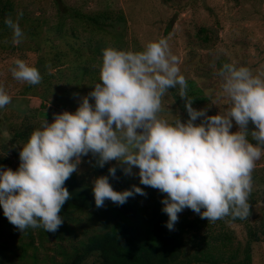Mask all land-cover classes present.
<instances>
[{
    "label": "clouds",
    "instance_id": "1",
    "mask_svg": "<svg viewBox=\"0 0 264 264\" xmlns=\"http://www.w3.org/2000/svg\"><path fill=\"white\" fill-rule=\"evenodd\" d=\"M22 16L20 11L16 20L4 19L14 44L24 38ZM179 65L165 38L140 51L102 49V63L94 66L99 82L86 95L73 93L78 97L75 112L53 113L51 123L44 119L18 146L16 170L0 165V207L9 223L21 233L28 228L56 233L64 223L62 208L72 199L66 181L80 174L82 158L89 155L92 167L116 162L108 175L91 181L97 208L105 207V201L122 206L136 195L147 196L135 184L114 190L109 177L118 180L119 167L125 176L138 175L140 184L164 194L161 210L170 231L185 209L212 223L226 217L247 219L252 172L264 155V71L224 63L217 76L219 98L226 104L208 115L207 107H193ZM10 71L29 85L42 82L38 69L24 60L15 59ZM176 88L186 120L179 113L171 119L161 115L163 98ZM11 102L0 85V109Z\"/></svg>",
    "mask_w": 264,
    "mask_h": 264
},
{
    "label": "rangeland",
    "instance_id": "2",
    "mask_svg": "<svg viewBox=\"0 0 264 264\" xmlns=\"http://www.w3.org/2000/svg\"><path fill=\"white\" fill-rule=\"evenodd\" d=\"M14 7V20L22 11L19 26L24 31L25 16H35L39 24L37 37H25L19 44L13 43V34L10 33L12 45L0 43V85L5 88L12 98L11 104L0 109V165L13 170L18 168V161L14 149L22 146L17 138H12L16 133L23 117L25 125L40 127L41 122L53 120V113L62 111L75 112L78 107V97L86 95L92 90L91 86L99 80H82L80 86L74 81L81 74L82 65L74 63L70 69L69 60L74 54V36L68 31L59 30L56 25L62 21L60 29L72 25L70 18L60 17L59 12L66 9H80L83 12H99L109 10L111 18L115 19L120 13L123 19L116 18L115 26H109L116 34L122 33L121 39L125 48L131 51H140L150 41L165 38L170 49L179 58L181 74L195 86L201 88L207 101L198 105V109L208 108V115H215L219 109L223 110L226 104L220 97V78L217 72L224 63H235L237 67L246 66L254 73L264 71V0H9ZM38 23V22H37ZM118 26V27H117ZM79 27H76L78 33ZM80 31V30H79ZM84 38V36H83ZM88 34L85 42L87 43ZM38 43V44H36ZM81 43V52L88 56V49ZM109 38V47L115 46ZM88 44H92L91 40ZM112 44V45H111ZM37 47V48H36ZM117 48V47H116ZM118 49V48H117ZM61 52V53H60ZM58 55V63L54 76L44 79L38 85L26 89L27 83L15 80L10 68L15 59L24 60L29 66L36 67L41 76L48 74L52 62ZM85 56V57H86ZM100 56H98L97 59ZM102 63L97 62L95 65ZM76 68V69H75ZM71 72L73 80L67 76L60 77L58 71ZM43 78V77H42ZM75 82V84H74ZM73 83V85H72ZM24 91V95H22ZM45 104L43 118L39 114V106ZM163 118L171 119L179 113L182 120H186L185 111L180 107L175 95L169 90L163 98ZM39 111V112H38ZM252 127L251 125L249 126ZM237 127L233 126L232 131ZM80 164V175L88 176L89 165ZM116 163L115 161H113ZM255 169L258 177L264 174V155L256 162ZM138 173V169L134 168ZM124 175V174H123ZM124 182L138 184L139 177L125 176ZM256 202L252 205L251 222L255 226L264 217V178L262 182H254ZM0 207V240L7 242L8 264H54L65 263L66 255L59 253L63 248L68 254L72 252V245L76 244L74 238H59L54 233L46 232L42 235L33 229L34 243L28 246V238L15 228L4 216ZM85 214H71L73 217H83ZM64 223L77 234V239L82 237V228L77 222L65 218ZM234 247H244L247 231L240 223L230 222ZM88 229L91 226L87 225ZM61 234V233H60ZM62 235V234H61ZM25 246V252L23 247ZM62 249V250H63ZM242 252V251H241ZM241 252H239L241 254ZM251 264H264V239L251 246ZM21 254H23L21 256ZM83 264H91L86 260Z\"/></svg>",
    "mask_w": 264,
    "mask_h": 264
},
{
    "label": "trees",
    "instance_id": "3",
    "mask_svg": "<svg viewBox=\"0 0 264 264\" xmlns=\"http://www.w3.org/2000/svg\"><path fill=\"white\" fill-rule=\"evenodd\" d=\"M13 10L14 7L11 1L0 0V43L3 46H6L3 41L8 46L12 45L11 29L5 25L4 19L10 16L14 20ZM63 10L64 12H59L60 17H63L62 20L68 17L73 22L72 25L63 29H60L63 21L56 25L59 30H68L74 36L72 46L75 55L73 54L70 57L68 69L74 63L80 62L79 65H82L81 74L74 81L80 86L82 80L86 78L99 80V69L94 66L102 59V49L110 46L109 38L115 48L128 50L123 45L122 33L116 34L112 30L109 32V26H115V19H123V15L120 13L113 19L109 14L111 13L109 10L99 12H83L74 8H64ZM38 24L37 17L26 15L23 31L25 37H37L38 30L36 28ZM77 26L80 30H78V33L76 32ZM86 34H88L87 43L85 42ZM78 39L82 40L83 45L88 49V56H86V53L83 55L80 51L81 47L77 46V44L81 46ZM90 40L92 44H88ZM61 56L58 55L56 61L51 63L49 67L53 71H46L48 74L42 75V81L55 75L54 72L57 70ZM98 56H100V59H97ZM58 75L60 77L67 76L68 80H73L70 71L66 73L65 70H59ZM187 83L188 96L194 99L193 107L198 109V105L207 101V97L202 94L201 88L195 86L190 80H187ZM32 87V85H26V89ZM170 91L185 111L184 102L178 96L179 89H171ZM24 94L23 91L22 95ZM44 108V103H41L38 108L41 111L39 114L42 118L47 115L42 111ZM185 114L187 117L186 111ZM20 123L18 127H15L16 133L12 138H17L20 143L24 144L32 131L38 126L29 127L27 124L25 125V117ZM249 140L255 144L251 137H249ZM20 150L19 147L14 149L18 167ZM83 158L84 164L89 165V174L83 176L74 173L66 181L65 186L71 193L72 199L65 203L60 213L63 219L68 218L78 223V226L82 228V237L77 239L75 231L65 223L54 233L56 236H60L61 239H64V235H67L68 238L72 237L76 240V244L72 245L70 254L63 248L59 252L66 255L64 264H83L86 260H91V264H251L252 244L264 239V217L260 219L258 226L251 222L252 205L257 200L255 190L252 189L249 196L251 209L247 219L226 217L212 223L206 219H201L192 210L185 209L178 214L179 221L175 224V230L170 231L165 226L168 217L161 210L163 207L161 200L164 194L151 187H146L140 182L137 186L143 188L147 196L136 195L134 198H129L122 206H117L111 201H105V207L97 208L91 181L94 177L108 175V168L116 165V163L112 161L105 164L103 168L92 167L88 161L93 158L90 155ZM116 174L119 177L118 180L109 177V182L114 190L130 189L133 184L124 182V175L119 167H117ZM263 178L264 174L258 177L257 170H253V183L262 182ZM72 213L85 215L83 217H73L71 216ZM230 222L240 223L245 227L247 235L243 248L240 245L234 247L232 229L228 225ZM87 225L91 226V229H88ZM35 230L39 233L41 239L43 238L42 235H46L42 228H36ZM23 235L28 238L27 245L32 246L34 243L33 229L28 228L23 232ZM23 248V252H25V246ZM6 249L7 242L0 240V264H8L6 263L8 258ZM54 264L60 263L54 262Z\"/></svg>",
    "mask_w": 264,
    "mask_h": 264
}]
</instances>
